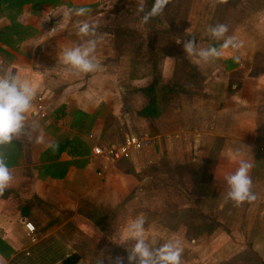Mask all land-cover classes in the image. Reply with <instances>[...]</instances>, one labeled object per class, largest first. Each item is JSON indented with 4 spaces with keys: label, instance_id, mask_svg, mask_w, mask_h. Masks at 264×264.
I'll list each match as a JSON object with an SVG mask.
<instances>
[{
    "label": "crops",
    "instance_id": "1",
    "mask_svg": "<svg viewBox=\"0 0 264 264\" xmlns=\"http://www.w3.org/2000/svg\"><path fill=\"white\" fill-rule=\"evenodd\" d=\"M175 1L170 0L173 3ZM60 2L64 5H61L63 9L86 7L92 11L100 0H60ZM202 3L209 8L208 13L203 12L207 18L210 17L207 25H215L213 22L220 11L222 23L229 27L227 35L242 41L243 46L238 50L229 48L221 58L203 62L187 55L184 49L176 45V40L171 41L172 53L163 54L158 61L160 92L156 94V97L159 100L157 106L160 112L155 118H147L140 114L148 106L149 96H152L145 91L154 81L151 65L141 62L140 65L144 64L143 71L133 72L134 69L131 68L133 62H127L129 58L125 55L117 57L118 49L114 45V34L110 32L115 25L113 16H106V18L95 16L96 19L110 22L104 26L102 21L99 25L103 28L101 32L109 36V39H105L108 43L99 44L95 52L100 69L94 73L84 74L76 73L70 66L65 65L63 73H67L66 81L59 86L56 85L57 88H52L55 87L52 84L47 88L46 74L48 71H54L56 65L61 66L63 49L84 42V39L79 41L81 37L77 35L75 28L77 22L84 17L73 15L71 19H64L62 14H59L61 17L55 20L59 22L61 19L59 30L56 33L50 32V39L55 36L60 37L62 44L52 47V50H55L52 59L39 61L36 57L40 55L36 54V56L35 50L28 53L25 46L31 45L36 40L39 41L45 30H48L39 24L49 21L42 20L48 16L51 7L41 5L37 12L32 11L30 4L23 7L20 17L24 20L19 17L18 21L36 30L37 34L18 44L17 50L0 43V49H2L0 62L21 78L31 81L37 89L36 95L45 92L46 116L39 118L30 112L28 122L30 124L36 121L40 126L39 131L33 134L32 138L25 136L22 140H16L13 144L0 149L13 175L10 187L3 196H0V260L9 264L21 252L29 249L37 250L36 248L44 245L51 238L55 229L52 227L46 229L41 226L42 209L56 214L69 213L72 220L81 216L80 211L85 203L91 207L114 209L121 203L118 200L121 196L118 192L122 194L120 190H126L129 194L123 197L126 201H122L125 208L123 221L118 227L113 228V231L117 232V243H119V238L125 235L128 224L137 218L131 213L132 201L128 200V195L134 202L148 204V194L144 190L143 194L146 195L137 194L142 193L140 185H137L139 187L137 189L136 186L134 189L130 187V184L138 182L137 175L134 173H139L140 168L147 169L153 163L157 164L162 156H166L165 152L169 155L170 152H182L188 155L190 146V160L171 159L170 162L173 165L191 163L196 167L198 182L205 185L207 191L208 189L212 191L211 197L219 209L227 205L228 200L225 176L237 169L240 159L249 156L247 161L253 165L249 175L252 178L253 191L257 194V199L247 203L244 210L247 216L245 230L256 231L257 238L253 243H242V246L247 248L254 246L253 252L259 254L256 248L264 247V227H261V223L264 222V0H227L226 3L219 4L216 0H206V3ZM209 13L211 14L208 15ZM54 17L57 18V16ZM92 19L94 20V17ZM211 21L213 22L210 24ZM8 25L9 21L1 17L0 31ZM184 33L186 36L192 34L191 30H184ZM188 38L191 39V37ZM195 41L202 48L217 47L222 43V41L213 40L208 35L207 28L203 37ZM181 53L182 57H178ZM234 56H239L238 63L234 61ZM116 66L122 67L119 68V72H116ZM71 74L75 77L70 76L69 79L68 76ZM168 91L172 92L170 100L164 98ZM50 93L52 96H49ZM50 97L53 99L51 100ZM170 101L172 104L168 105ZM63 106L66 115L60 116L56 111ZM120 107L125 108L121 114ZM107 108L109 113L104 114L103 109ZM75 111L90 115L100 111L88 134H79L71 127ZM133 113L136 114L135 118L132 116ZM106 116L114 119L123 135L124 131L130 135L132 132L129 127L140 126L145 121L155 124L157 128L155 133L150 134L143 130L144 136L150 134V144L133 156L144 154V152L150 154L155 149L161 152L159 156L155 153L157 157L151 156L145 165H140L137 159L132 161L131 158L129 162L123 163L127 165L128 173L124 169L119 170L117 166L110 169L104 176L105 172L101 171V160L91 154V148L94 144L102 142V137L107 130ZM40 131L45 134L47 141L57 142L79 137L88 147V153L83 157H74L64 152L59 158L49 160L43 154L45 147L35 143V136ZM90 134L94 139H89ZM54 172L65 173V175L61 178H53L51 174ZM114 179L116 181H113ZM145 181L147 178L144 177L141 182ZM202 212L208 215V212L204 210ZM140 213L143 214L141 211ZM35 215L39 216L38 221L34 220ZM148 221L151 225H148L146 221L145 228L149 242L152 239H156L159 243L166 242L167 240L160 238L161 232L164 230L173 232L172 229L161 221ZM26 222L34 227L32 235L27 234L24 227ZM66 222L67 220L64 221L65 224ZM223 225L225 224L220 223L214 230L226 231L227 227ZM59 227H62V224ZM98 230L104 232L99 227ZM77 232L81 233L78 229ZM258 232H261L260 235ZM196 238H192L195 240L192 244L197 242L198 246L191 245V248H188L191 252L184 249L183 253H188L190 257L184 258L182 255V264H201L204 261L200 248L204 249L206 246L209 248L208 245H211V242ZM219 239L216 242L221 244L215 247V251L220 250V252L214 254L211 250L209 253V257L211 255L215 264H222L221 259L220 263L215 260L229 244L227 239L220 237ZM111 240L108 236L107 240L92 242L90 246L94 250L90 254L94 257L93 259L105 249L111 255L113 254V244H109ZM66 243L61 240L59 246L65 247ZM127 243L131 242L117 246L125 259ZM70 254L79 255L80 260L83 258L77 248L65 254L63 258ZM242 255L243 253L241 257ZM260 262H264V259L262 258Z\"/></svg>",
    "mask_w": 264,
    "mask_h": 264
},
{
    "label": "rangeland",
    "instance_id": "2",
    "mask_svg": "<svg viewBox=\"0 0 264 264\" xmlns=\"http://www.w3.org/2000/svg\"><path fill=\"white\" fill-rule=\"evenodd\" d=\"M202 2L206 3V0H176L175 3L170 2L168 5H175H171L168 10H164V12L160 16L155 17L154 21H152L151 24L149 22L147 24L142 22L144 13H140L137 11L139 0H100V3L93 7L95 9L92 10L90 14L92 17H94V21L99 25H101L103 21L104 26L106 24H110V22L104 19H96L95 16L106 18V16L111 15L114 17L115 25L110 29V32L111 34H114V45L118 49L117 57L125 55L127 58H129L127 59V62L130 61L132 63V59L136 60L135 58H139L144 51V47L140 50L139 48L148 39L147 31L149 25L152 26L151 28L154 32L153 36L151 37V39L149 38V40L152 44V48L156 47L160 49L157 50L160 57L163 53H172L171 50L173 49L169 50V48L170 43L173 40L182 39L181 43L176 42V45L180 46V48L183 49V41L188 40V37H191V39L195 40L202 38L205 29L208 28L207 24H209L210 18L209 16L207 18V16L203 14V12L208 13L209 8L208 5H203ZM43 5L51 7V10L48 11V16L52 17L47 23H42L39 25L41 27L44 26V28H47L48 30H45V33L39 39V41L36 40L35 42H32L31 45L25 46V50H27L28 53H31L33 52V50H35V55H40L38 56V58L36 57V59L39 61L44 59H52L55 55V50H52V47L60 46L62 44V41H60V37L55 36L50 39V32L51 29L55 28L57 24L61 22V19L59 22H55V20L58 19L59 14H62L61 16H63V11L65 10L63 9V4H61L63 6H53L51 3ZM203 6L205 7L203 8ZM67 7L70 6L67 5ZM72 8L74 9V7ZM39 10L40 9L37 10V8H32L33 12H37ZM145 12H147L146 8ZM210 14L211 13H209L208 15ZM54 16H57V18H55ZM21 20L24 19L21 18ZM212 22L213 21H211L210 24ZM218 23H222V18H220L219 13L217 14L213 24L216 25ZM4 28L5 27H3L1 30H3ZM101 30H103V28L99 26L97 30L98 34L102 35L103 37L99 44L106 45L108 42L105 41V39H109V36L105 35L103 32H101ZM131 30L133 32V38H131V40L132 42L136 43L138 49L123 50L127 43L131 41H129L128 37V31ZM184 30H191L192 34L186 36L184 35ZM83 39L86 40L88 38L81 37L79 38V41ZM130 51L132 52L131 55L129 54ZM142 66H144V64L140 65L138 63H133V66L131 65V68L134 69L133 72H141L143 71ZM64 67L65 65L63 64H61V66L56 65V69L54 71H48V73L46 74L47 76L45 77L47 88L50 86V84H52V86H55L52 88H57L62 82L66 81L65 75H67V73H63L65 71ZM116 67V72H119V68H122L121 66ZM120 75L121 73L119 74V76ZM70 76L75 77V75L71 74L68 76L69 79ZM194 88L196 90V87ZM43 93L45 95V92ZM51 93H54L53 89ZM51 93L49 94V96H52ZM171 95L172 92L168 91V94H165L164 98L170 100L172 98ZM52 99L53 98H51V100ZM171 104V101L168 102V105ZM106 110L103 109L104 114L108 112V108ZM124 110V107H120L119 113H123ZM132 116L133 118H135L136 114L133 113ZM106 128L107 130L101 140L102 144L121 142L127 136V131H124L123 135L121 133L119 125L116 124L114 119L110 116L106 118ZM129 129L130 132H132L131 134H141L143 136V130H146V132L152 134L156 132L157 128L155 124L150 123L149 121H145L144 124H141L140 126L136 125V127L134 128L129 127ZM150 134H147L146 136L149 137ZM188 141L189 144H191L190 138H188ZM177 142L179 143L178 140ZM155 153L157 156H159L161 152H159V149H155L150 154H146V152H144V154L141 153L133 156V160H131L134 161V159H137L140 165H145L147 164V159L151 158V156H155ZM165 155L166 156H160L161 158L159 159L157 164L153 163V165H150L147 169L140 168L138 169L139 173H134L137 175L138 182L130 184V187L134 189V186H136L137 189L139 188L137 185H140L142 193L137 194H148V204L144 205L139 201L134 202L133 198H130L128 195V200L132 201L130 205V208L133 211H131L132 215L134 217H144L148 225H151L148 220L161 221L162 223H164V225L170 227L174 233L168 232V230H164L163 232H161L162 236L160 238L165 240L180 239L183 248L188 250L189 252H191V250L188 248H191V245L194 247L198 246L197 242L196 244H192L195 243V240H192V238L197 237L196 239L202 238L204 240L210 241L211 245H208L209 248L207 246L204 249L202 247H199L200 253L204 256V261L201 264H215L214 259L211 257V255L209 257V253L211 250H213L214 254L220 252V250L215 251V247L221 244L220 242H216V240H220L219 237L221 239H227L229 244L225 249L221 251L222 253L215 260L217 261V263L221 259L222 264H262L260 260L262 258L264 259V247L259 249L256 248V250L259 251L258 254L257 252H253L254 246H250L248 248L242 246V243H253L257 238L256 231L245 230L247 229L245 228V218L247 216L246 213L244 214V210L246 209L247 202L237 207L231 200H227V205H225L224 207H220L219 209L217 208V204L214 202V199H212L211 197L213 195L212 191L210 189H208L207 191V187L198 182V175L196 173V171L198 170L196 169V167L191 165V163H189L188 165L171 164V159L177 161L186 159L190 160L191 146L189 148L188 155H185L182 152H170V155L168 152H165ZM171 156H173V158H171ZM244 159L249 160V156H246ZM126 160L127 161L112 163L109 165L110 168L108 166V168L105 169L102 166L101 171L105 172L103 173V175L105 176L110 171V169L117 168V166L119 170L124 169L125 172L128 173L129 169L127 165H124L123 163L129 162L130 159ZM136 162L137 161H135V163ZM222 175H224V171H222ZM144 177L147 178V181L141 182L143 181ZM113 181L116 180L114 179ZM143 190L146 194H143ZM120 192H122V194L118 192V195H121L119 196L118 200L121 203L114 209L91 207L90 205L85 203L83 204L80 211L81 216L79 215L77 218L72 220L70 219L71 214L69 213L56 214L53 211V213H50L47 209H42L41 219L45 221L41 220V226L46 229L50 227L54 228L55 230H53V235L51 236V238H49L48 241L45 242L44 245L36 248L37 250H25L24 252H21L16 258L11 260L9 264H60V262L63 260L62 258L64 257V255L72 252V250H74L75 248H77V251L81 255H83V258H87L88 264H94V257L92 256V254H90L94 249L90 245L92 244V242L107 240L108 236L112 239L111 243H109L113 244L112 256H123L121 249L119 250L117 248V232L113 231V228L118 227L123 221V210H125V208L123 207L122 201H126L125 199H123V197L129 193H127L126 190H120ZM202 210L208 212V215H204ZM140 211L143 214H141ZM199 214H202L205 217L201 216L197 221L196 216H198ZM38 218L39 216H34V220L38 221ZM66 220L67 222L65 224L64 221ZM220 223L225 224L223 226L227 227L226 231L221 232L220 230H214V228L218 227ZM61 224L62 227H59V225ZM98 227L101 228L104 232H100L98 230ZM261 227H264V222L263 224L261 223ZM77 229L81 233H78ZM260 233L261 232H258V235H260ZM81 236L84 237L81 238ZM61 240L67 242L65 247L62 246L61 248L59 246ZM89 240L91 241L90 244ZM199 245H201V243ZM106 251L108 252V250ZM242 253L243 255L241 257ZM233 255H235L236 257H234ZM183 257L189 258L190 255L188 253H183ZM0 264L6 263L0 260ZM105 264H107V261L105 262Z\"/></svg>",
    "mask_w": 264,
    "mask_h": 264
},
{
    "label": "clouds",
    "instance_id": "3",
    "mask_svg": "<svg viewBox=\"0 0 264 264\" xmlns=\"http://www.w3.org/2000/svg\"><path fill=\"white\" fill-rule=\"evenodd\" d=\"M227 0H217V3H226ZM170 0H154L151 9L145 12V0H139L137 11L144 13L142 22L147 24L151 18L160 16ZM90 9L79 7L76 9L66 8L63 11L64 19H71L73 15L84 17L76 24L77 35L86 37L83 43L75 44L63 49L60 62L70 66L76 73H94L100 69L96 62L95 52L98 44L103 39L98 34L99 24L90 16ZM52 16L46 17L42 21L49 20ZM60 23L52 29V33L59 30ZM208 35L216 41H222L219 47H200L195 39L183 41L185 53L196 58L197 61L209 62L221 58L229 48L238 50L243 46L242 41H238L234 36H228L229 27L227 24L218 23L209 25ZM182 39L176 40L181 43ZM235 62H239V56L233 57ZM37 89L31 81L21 78L17 73L11 71L3 62H0V149L13 144L16 140H22L27 136L32 138L33 134L39 131V124L36 121L28 122L29 113L33 107ZM35 143L43 145L46 150L53 153L59 149V143L47 141L45 134L40 131L35 136ZM253 165L245 159L239 160L237 169L225 176L228 186L226 199L231 200L235 206L239 207L245 202L256 201L257 194L253 191V181L249 175ZM13 180L12 172L6 163L3 152L0 151V196H3ZM146 220L144 217H137L132 220L125 229L118 244L125 245L127 252L126 264H182L184 248L180 239H169L159 243L156 239L151 242L146 238ZM125 264L124 256H112L106 250H101L94 259V264ZM78 264H88L86 257L82 258Z\"/></svg>",
    "mask_w": 264,
    "mask_h": 264
},
{
    "label": "trees",
    "instance_id": "4",
    "mask_svg": "<svg viewBox=\"0 0 264 264\" xmlns=\"http://www.w3.org/2000/svg\"><path fill=\"white\" fill-rule=\"evenodd\" d=\"M49 3H51L53 6L61 5L60 0H0V17L9 21V25L0 31V43L3 44L4 46L17 50L18 48H16V46L18 44H20L27 38L35 36L37 34L36 30L32 29L29 26H26L20 20L18 21L19 17L22 14L23 7L25 5L30 4L32 5V8L39 9L41 5L49 4ZM153 3H154V0H146L145 8L147 9V11L151 9ZM171 5H175V4L167 5L165 8V11L168 10ZM218 13L220 16L221 15L220 11ZM152 21H154V18H151L149 20V23L151 24ZM151 27H152L151 25L148 26L147 41H145L144 39L145 42L139 48L140 50L144 47L143 49L144 51L142 52L139 58L136 57L135 58L136 60L132 59V62L134 64L145 62L148 65H151V68H152V75L154 77V81H153V84L145 90L147 93L149 94L151 93L152 96H149L150 99H149L148 106L140 112L142 116H145L147 118H155L159 115V112H160V109L157 106L159 100L156 97V94L160 92V90H158L159 78H160V75L158 73V61H159L158 59L160 58V56L157 52V50H160V49L156 47L152 48V44L149 38L151 39L154 32L152 31ZM128 32H129L128 37L130 41L131 38H133V34H132L133 32L132 30ZM124 49L125 50H137L138 46H136V43L132 42L131 40L129 43H127ZM169 50L171 49L169 48ZM131 53L132 52L130 51L129 54L131 55ZM179 56L182 57V53ZM64 111H65V107L63 106V107H60L56 112L60 116H64L66 115ZM99 112L100 111H97L96 113L90 115V114L83 113L81 111H75L73 113L74 118L71 123V127L73 129H76V131L79 134H88L90 130L92 129L94 122L97 116L99 115ZM57 142L59 143V149L56 152L53 153L50 149L44 151L43 154L47 159L49 160L57 159L64 152L74 157H83L88 153V147L85 145L83 140H81V138L79 137H74L71 140L65 139L63 141H57ZM64 175L65 173L58 174V172H54L51 174V177L61 178ZM201 216L205 217L202 214H199L198 216H196V220L198 221ZM79 261H80L79 255L70 254L66 256L65 258H63V260L61 261V264H78ZM261 263L264 264V262H261Z\"/></svg>",
    "mask_w": 264,
    "mask_h": 264
},
{
    "label": "built area",
    "instance_id": "5",
    "mask_svg": "<svg viewBox=\"0 0 264 264\" xmlns=\"http://www.w3.org/2000/svg\"><path fill=\"white\" fill-rule=\"evenodd\" d=\"M33 116L44 118L46 116V106L44 105V93L40 92L33 101L31 110ZM89 139H94L89 135ZM151 139L148 136L136 134L127 135L123 141L115 143H96L91 148V154L101 160L102 166L106 169L112 163L131 159L136 153L143 151L150 144ZM99 175L101 172L98 173ZM28 235H32L34 227L31 223L24 224Z\"/></svg>",
    "mask_w": 264,
    "mask_h": 264
}]
</instances>
